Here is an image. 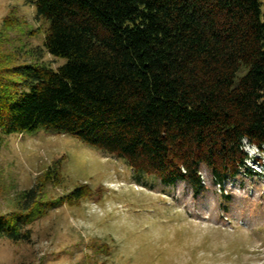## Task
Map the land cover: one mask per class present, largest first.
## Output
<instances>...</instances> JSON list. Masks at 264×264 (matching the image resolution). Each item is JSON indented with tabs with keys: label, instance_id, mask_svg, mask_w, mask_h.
<instances>
[{
	"label": "trees",
	"instance_id": "1",
	"mask_svg": "<svg viewBox=\"0 0 264 264\" xmlns=\"http://www.w3.org/2000/svg\"><path fill=\"white\" fill-rule=\"evenodd\" d=\"M57 70L0 56V133L74 137L137 177L205 191L240 175L243 142L264 150V12L260 0H35ZM26 25L3 20L5 31ZM33 31H30L32 33ZM5 74L16 81L5 79ZM22 85L27 91L19 92ZM3 140L0 138V151ZM62 161L0 214V240L29 244L35 221L96 200L87 184L50 197Z\"/></svg>",
	"mask_w": 264,
	"mask_h": 264
},
{
	"label": "rangeland",
	"instance_id": "2",
	"mask_svg": "<svg viewBox=\"0 0 264 264\" xmlns=\"http://www.w3.org/2000/svg\"><path fill=\"white\" fill-rule=\"evenodd\" d=\"M33 1L0 0V56L14 55L15 67L57 70L65 61L46 53L48 24L35 20ZM11 16L26 25L5 31ZM0 138V214L11 213L58 160L63 182L47 187L50 197L84 184L103 192L35 221L29 244L0 240V264H264V150L243 142L245 167L221 187L201 167L205 191L194 195L182 182L166 188L155 177H137L123 161L74 137L41 131Z\"/></svg>",
	"mask_w": 264,
	"mask_h": 264
}]
</instances>
